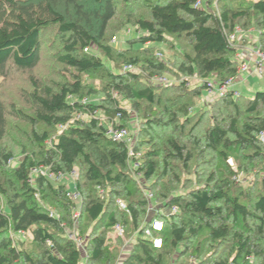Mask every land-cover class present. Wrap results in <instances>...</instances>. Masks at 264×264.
<instances>
[{
    "label": "trees",
    "instance_id": "obj_1",
    "mask_svg": "<svg viewBox=\"0 0 264 264\" xmlns=\"http://www.w3.org/2000/svg\"><path fill=\"white\" fill-rule=\"evenodd\" d=\"M200 1L0 0V78L29 74L24 107L0 94V264H264V91L227 90L190 113L210 84L237 77L228 36L241 22L259 30L264 52V0H213L215 10ZM118 17L136 32L124 50L109 44ZM146 44L166 45L178 61L168 65ZM45 53L68 79L33 74ZM166 74L185 80L153 82ZM193 77L200 85L189 89ZM10 119L29 127L31 148L13 167L1 147ZM133 121L132 144L112 138ZM73 172L77 200L67 196ZM239 175L252 180L243 186ZM149 202L157 209L148 221ZM116 226L134 237L122 260ZM11 234L30 240L19 247Z\"/></svg>",
    "mask_w": 264,
    "mask_h": 264
},
{
    "label": "rangeland",
    "instance_id": "obj_2",
    "mask_svg": "<svg viewBox=\"0 0 264 264\" xmlns=\"http://www.w3.org/2000/svg\"><path fill=\"white\" fill-rule=\"evenodd\" d=\"M211 2L209 4L211 5L212 10L216 9V3L215 1L213 2V0H201L200 1V5H205L206 3ZM213 2V3H212ZM137 4V3H136ZM133 9L135 12V14L141 13L143 14L144 11L143 9H141L140 7H138L137 5H132L129 10ZM124 21V18L122 19V17H118L115 22L112 24L111 27V34L112 38L109 41V44L117 49V50H124V49H128L130 48V41H132L134 38H136V32L134 27L132 26H125V27H121V23ZM244 22H241L240 25H238L235 28V36L240 40V42L238 43V45H236V49L238 48H258L257 44H258V34H259V30L257 28L252 27H241L243 26ZM47 38H45L44 42H45V46H47V44H49L50 40H52L54 38V32H50L49 35L46 36ZM173 41L172 39H168ZM251 46V47H250ZM145 47H151L154 49V52H156V54H160L159 56H157L159 59H163L164 62H166L168 65L173 67V63H175L176 61H178L177 56L174 54V50H171L169 47H167L164 44H146ZM133 49H137L140 48V45H133L132 46ZM256 61H259L258 57L252 55V56H248L246 63H250L249 65L246 64L247 68H253V70L255 71L251 77H249L250 75H248L247 77L245 76V81L244 83H240L241 87L239 86V83H236L234 86H237L236 91H239V94L241 96L247 97V98H251L254 96V94L256 92H262L264 91V78L260 77V76H264V64H263V73L259 74L257 72L256 69H259L258 66H256ZM260 64V63H259ZM239 68V67H238ZM58 66H56L53 61L51 60L50 54H43L42 56V61L39 65V67L33 71V74L36 75L37 77H39L41 80H43L44 82H49L50 80H54V81H63L65 79H68V75L62 73ZM29 74H22L20 72H16L13 74H10L9 76H7L4 80L0 78V94L2 95L3 100L6 101L7 105H10L12 102L15 103V105L19 108H21V106H25L24 102L22 100V94L21 91L22 90H27L29 88V84L27 81V77ZM157 79V78H155ZM158 79H165L166 83L163 84L161 86V84L155 83L157 86L159 87H164V86H169V85H177L179 84L181 81L185 80V78L183 77H172L169 76L168 74L164 75L163 77H158ZM188 84L186 85L189 89H193L194 87H197L200 85L199 80H197L196 77L193 78H188ZM87 84H93L95 87H100V82L99 81H89L86 80ZM212 85L216 86V84L212 83ZM232 86V87H234ZM225 94V93H224ZM216 95L214 92L210 93L205 91L203 93V95L200 97L199 100H195L193 107L190 109V113L193 114L196 111H206L209 110L211 104L218 99L219 97H222ZM123 107L129 108L127 103H122ZM18 126L20 128V130L16 127ZM138 128V123L133 121L130 126V135L131 138L134 140L136 139L137 136V129ZM203 128V126L201 127ZM8 132H7V136L5 137V139L2 141L1 143V147H3V149L9 151L11 153L12 159L11 161L9 160V162L7 163L9 166H16L18 161H20L23 156H24V151L28 152L30 151V144H28V140L25 137V135L22 133L24 131H28L29 127L23 123L20 122L19 120L16 119H10L9 124L7 126ZM230 164L233 166V168L235 169L236 165L234 163L233 160H230ZM198 170V169H197ZM184 178V177H183ZM185 179V178H184ZM238 181L241 180V185L246 186V183H249L252 180V176H248V177H244L242 175H239ZM68 186L67 188H69L70 192H74L73 188V184L71 180H68L67 182ZM2 198L0 197V204L2 203ZM157 209V205H154V203H150L149 202V209L147 212V218L148 221L151 219V216L153 213L156 212ZM76 216V214L74 215V217ZM77 220H75V225H76ZM117 231H114V233H112L110 236L114 237V236H119L118 233H116ZM73 234H77L76 229L73 231ZM12 235V234H11ZM120 239L123 240V247L121 248V250L119 249V260H122L124 253L126 252V250H128V248L130 247V245L132 244V240H133V235L128 238L125 239L123 238V236H119ZM14 244L16 246L21 245V241H28L30 240V235L26 234V235H12ZM79 238V237H78ZM114 239L111 240V243L113 244ZM79 242L77 243V246L79 247V249L81 250L82 255L84 256V241L81 240L79 238ZM123 252V253H122ZM84 262L81 260L80 264H83ZM120 262L117 261V264H119Z\"/></svg>",
    "mask_w": 264,
    "mask_h": 264
},
{
    "label": "built area",
    "instance_id": "obj_3",
    "mask_svg": "<svg viewBox=\"0 0 264 264\" xmlns=\"http://www.w3.org/2000/svg\"><path fill=\"white\" fill-rule=\"evenodd\" d=\"M248 1L256 2V1H259V0H248ZM198 6H200V2L196 3V7H198ZM228 41H229L230 45H232L233 47H236V45H238V43L240 42V40L235 36L234 33L228 36ZM85 51H87V50L85 49ZM159 55L160 54H157V56H159ZM252 55L258 57V59H259V61H256V63H255L256 66H258V68H259V69H256L257 72L259 74L263 73L264 52H261L258 48H256V49L255 48H238L237 52L235 54V60L239 64L238 74L243 72L244 70H246V68H247L246 67L247 57L248 56H252ZM233 80L234 79H230V80L226 81L225 83H223L222 85H219V86H214V85L210 84V87L208 88L207 92H210V93L214 92L218 96L224 95V93L230 88ZM153 82L161 84V86H162L163 84L166 83V80L157 78V79H154ZM84 103H86V101H84ZM111 136L116 141H126V142H128L130 144H132L133 141H134V138L133 139L131 138L130 132H128L127 129H114V130L111 131ZM259 140H260V142L262 144H264V131L261 132V134L259 136ZM129 154H131V151L129 152ZM134 166L136 167V165H134ZM38 172L40 174L48 177V178H51V179L53 178V176L49 175L47 173V171H45V170H42V169H40L39 171L33 170L34 174H37ZM69 179L72 182H75V180L77 179V173L73 172L70 175ZM67 196L69 198H71L72 200H77L79 198L78 194L75 193V192H73V193L69 192L67 194ZM176 211H177V208H173L171 213L174 214V213H176ZM76 216H77V214H76ZM161 228H162V223L161 222L154 221L151 224L152 231L160 232ZM114 230L117 231L116 233H118L119 236L123 235V232H122V230H121V228L119 226H116L114 228ZM145 235H146V237H150V235H151L150 230H146L145 231ZM70 237L75 242L80 243L77 234H73ZM152 244H153V247L160 248L161 240L159 238H154V239H152Z\"/></svg>",
    "mask_w": 264,
    "mask_h": 264
},
{
    "label": "crops",
    "instance_id": "obj_4",
    "mask_svg": "<svg viewBox=\"0 0 264 264\" xmlns=\"http://www.w3.org/2000/svg\"><path fill=\"white\" fill-rule=\"evenodd\" d=\"M251 47V46H250ZM252 48V47H251ZM246 64H250V63H246ZM255 71L253 70V68H246V70H244L243 72H241V73H239L238 75H237V77L236 78H234V80H233V82H232V84H231V86H230V88L228 89L229 91H233L236 95H240L239 94V91H236V88H237V86H234L236 83H239V86L238 87H241V84L242 83H244V81H245V76L247 77L248 75H250L249 77H251V75L254 73ZM260 77H262V78H264V76L262 75V76H260ZM242 82V83H241ZM241 83V84H240ZM232 86H234V87H232Z\"/></svg>",
    "mask_w": 264,
    "mask_h": 264
}]
</instances>
